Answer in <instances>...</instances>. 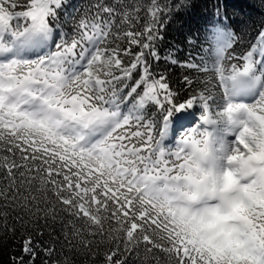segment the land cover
<instances>
[{
	"label": "snow or ice",
	"instance_id": "1",
	"mask_svg": "<svg viewBox=\"0 0 264 264\" xmlns=\"http://www.w3.org/2000/svg\"><path fill=\"white\" fill-rule=\"evenodd\" d=\"M255 9L0 0V231L23 230L10 264H264ZM162 64L185 70L179 87Z\"/></svg>",
	"mask_w": 264,
	"mask_h": 264
},
{
	"label": "trees",
	"instance_id": "2",
	"mask_svg": "<svg viewBox=\"0 0 264 264\" xmlns=\"http://www.w3.org/2000/svg\"><path fill=\"white\" fill-rule=\"evenodd\" d=\"M249 2L256 4V9L252 11L253 18L257 21L264 19V16L261 15L264 13V8H260L259 0H249ZM180 27L179 23L169 24L166 40L179 44L182 50L176 54L177 59L185 60L190 49L184 35L181 33ZM203 39V36H201L200 42H203ZM161 67H167V74L173 87H179V82L182 80L183 75L186 74L185 70L179 66H164L162 64ZM17 227L19 228V225ZM22 232L23 230L21 229L13 236L0 231V264H10L11 256L20 255ZM36 264H42L40 257H37Z\"/></svg>",
	"mask_w": 264,
	"mask_h": 264
}]
</instances>
